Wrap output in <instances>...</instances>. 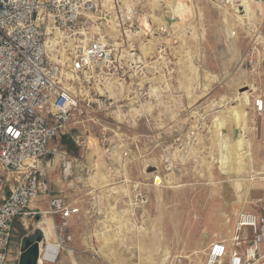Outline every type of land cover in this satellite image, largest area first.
Masks as SVG:
<instances>
[{"label":"rangeland","instance_id":"1","mask_svg":"<svg viewBox=\"0 0 264 264\" xmlns=\"http://www.w3.org/2000/svg\"><path fill=\"white\" fill-rule=\"evenodd\" d=\"M95 1L87 36L113 46L117 71L104 70L81 102L102 97L105 108L76 115L77 123L49 145L51 194L72 204L90 192L88 213L71 219L68 250L50 264H169L176 256L185 258L182 264H204L211 242L235 235L238 212L258 210L264 188V115L252 109L262 67L246 57L264 39V6L259 0ZM250 6L263 14L253 20ZM245 14L240 23L236 16ZM131 51L140 63H129ZM53 58L64 66L69 60ZM224 134L229 143L221 148ZM87 135L88 143L78 145L77 136ZM64 158L74 162L68 180ZM150 166L157 171L148 173ZM42 200L39 215L14 220L6 264H17L21 238L50 230L49 222L52 234L45 236L53 238ZM245 235L247 246L250 230Z\"/></svg>","mask_w":264,"mask_h":264},{"label":"built area","instance_id":"2","mask_svg":"<svg viewBox=\"0 0 264 264\" xmlns=\"http://www.w3.org/2000/svg\"><path fill=\"white\" fill-rule=\"evenodd\" d=\"M260 2L264 6V0ZM94 12L95 0H0V264L8 260L14 220L39 215L30 209L39 199L45 200V213L53 220L56 250L51 256L47 245L42 261L55 262L72 241L70 219L79 209L64 196L51 194L46 157L52 140L77 123L76 115L84 118L88 109L105 108L102 97L81 105L95 80L105 71H117L113 46L103 37L87 36ZM52 57L69 60L64 66ZM246 57L262 67V89L254 96L252 109L263 116L264 39ZM127 58L132 65L140 63L134 51ZM84 138L77 136L78 145L88 143L90 135ZM62 161V175L68 179L74 162ZM256 202V212H238L236 233L228 243L210 244L204 264H222L226 258L229 264H259L264 258V188ZM246 230L252 236L247 246ZM183 259L176 256L169 264H182Z\"/></svg>","mask_w":264,"mask_h":264},{"label":"water","instance_id":"3","mask_svg":"<svg viewBox=\"0 0 264 264\" xmlns=\"http://www.w3.org/2000/svg\"><path fill=\"white\" fill-rule=\"evenodd\" d=\"M238 134L239 130L235 128L233 130L234 138H236ZM155 171H157V167L155 166L147 168L148 173ZM46 246L45 239L39 232L25 236L21 240L17 264H43L41 256L43 255Z\"/></svg>","mask_w":264,"mask_h":264},{"label":"crops","instance_id":"4","mask_svg":"<svg viewBox=\"0 0 264 264\" xmlns=\"http://www.w3.org/2000/svg\"><path fill=\"white\" fill-rule=\"evenodd\" d=\"M262 126L264 127V122H263V124H262ZM262 137H263V139H264V131L262 132ZM76 167V166H75ZM73 173H74V171H72V175H73ZM69 179V178H68ZM67 179V180H68ZM78 179H81L80 177L78 178ZM70 185V182L68 183V186ZM68 189H71V188H68ZM78 191L80 192V193H82V191L78 188ZM83 192H84V190H83ZM90 195V192H86V193H83V194H81V195H79V198H77L76 200H74L73 201V203L71 204L70 203V205L71 206H74L75 204H77L78 203V206H79V209H80V211H79V213L81 212V213H83V214H85L86 215V213H88V211H89V209H87L88 208V206H87V203H88V205L90 204L89 202V196ZM40 198H44V197H40ZM91 199H93V198H91ZM43 200L42 199H39V200H36L30 207H31V209L32 210H34V209H38V208H40V207H42L41 205H42V203H40V202H42ZM70 202V201H69ZM40 203V204H39ZM46 207H47V205H46ZM84 208H86V209H84ZM41 209V208H40ZM94 209V208H93ZM92 208L90 209V210H92V211H94L93 213L95 214V210H93ZM78 213V214H79ZM77 214V215H78ZM76 215V214H75ZM80 215V214H79ZM73 217H74V215L71 217V219H73ZM71 219H70V222H71ZM49 226H50V232H51V224H50V222H49ZM43 232H44V230H43ZM44 234H45V232H44ZM51 234H52V232H51ZM25 236H27V235H25ZM45 238H46V236H45ZM23 238H21V240H22ZM52 241H53V238L52 237H50L48 240L46 239L45 240V242H46V244L48 245V252L50 253V255L51 256H54V254H55V252H56V250L54 249V247H53V245H52ZM212 243V242H211ZM210 243V244H211ZM210 246V245H209ZM20 247H21V245H20ZM209 248V247H208ZM261 252L262 253H264V244L262 245V250H261ZM43 264H48V263H44L43 262ZM50 264V263H49ZM223 264H229V259H225L224 261H223ZM259 264H264V258H262V259H260V262H259Z\"/></svg>","mask_w":264,"mask_h":264},{"label":"bare ground","instance_id":"5","mask_svg":"<svg viewBox=\"0 0 264 264\" xmlns=\"http://www.w3.org/2000/svg\"><path fill=\"white\" fill-rule=\"evenodd\" d=\"M239 2H241V3H244V1L245 0H238ZM253 2H255V3H259L258 1H256V0H252ZM246 2V1H245ZM247 4H249V2L247 3ZM262 8V7H261ZM248 9V12H249V14H250V16L249 17H251V18H253V20H256V18L258 17V14L259 15H262L263 14V11H259L258 10V8H256V6H255V8H253L252 6H250V7H248L247 8ZM246 9V10H247ZM263 9V8H262ZM243 10V9H242ZM247 14H245V17H243V16H236V18L238 19V21L240 22V23H243V21L244 20H247V16H246ZM264 15V14H263ZM101 19H103V18H101ZM250 19V18H249ZM250 21V20H249ZM99 25H100V23H99ZM244 25V24H243ZM249 27V26H248ZM133 33H135L136 34V32H133ZM225 33H226V35L228 36V37H232L233 35H232V32H231V29L230 28H227L226 27V29H225ZM135 34H133V35H135ZM55 44V42L53 43V45ZM63 58V57H62ZM62 58H60V59H62ZM52 60H54V61H56V62H59V61H57L58 59H55V58H53ZM68 78V77H67ZM68 80V79H67ZM98 87V86H97ZM100 90V89H99ZM102 92H104V91H102ZM100 93H101V90H100ZM102 95V94H101ZM149 108V107H148ZM237 111H233L232 113L234 114V118L235 117H237V118H239V120H240V118L242 117V115L240 114L239 115V113H236ZM236 113V114H235ZM232 114V115H233ZM222 118H223V116H222ZM226 118V117H225ZM223 122H225V121H223ZM224 128V127H223ZM226 128V127H225ZM217 130H218V133H219V131L220 130H222V127L220 126V127H217ZM221 137L223 138V141H221V143H220V141H218L220 144H221V148L223 147V148H226L227 147V145H228V143H229V141L227 140V138L226 137H229V134H224V136H222L221 135ZM224 139H226V140H224ZM230 140V139H229ZM216 147V146H215ZM153 173V172H152ZM163 183V182H162ZM156 184H159V180H157L156 181ZM43 230H44V232H45V235H47L48 234V232L50 231L48 228H43Z\"/></svg>","mask_w":264,"mask_h":264},{"label":"trees","instance_id":"6","mask_svg":"<svg viewBox=\"0 0 264 264\" xmlns=\"http://www.w3.org/2000/svg\"><path fill=\"white\" fill-rule=\"evenodd\" d=\"M71 146H72V144H71Z\"/></svg>","mask_w":264,"mask_h":264}]
</instances>
